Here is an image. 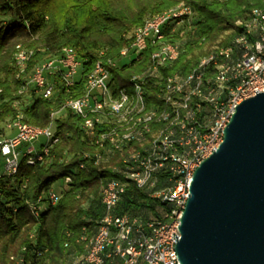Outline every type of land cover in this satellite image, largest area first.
Listing matches in <instances>:
<instances>
[{"label":"built area","instance_id":"1","mask_svg":"<svg viewBox=\"0 0 264 264\" xmlns=\"http://www.w3.org/2000/svg\"><path fill=\"white\" fill-rule=\"evenodd\" d=\"M192 13L189 5L179 2L147 17L116 57L107 56V48L99 50L83 74L74 49L62 47L34 64L19 86V94L32 87L43 98H56L60 91L64 98L44 126L24 122L21 114L5 123L8 133L0 136V154L7 175L17 171L22 144L27 164L47 155L58 142L56 119L67 111L80 119L95 148L83 156H95L96 164L101 156L127 152L120 171L124 180L110 178L102 184L103 215L92 228L80 229L75 243L82 251L74 250L68 264H180L175 245L191 176L222 142L223 129L237 105L264 92V8L252 9L245 21L237 22L242 29L228 44L213 48L187 72L161 74L180 53L178 42L167 34L188 22ZM145 53V66L131 72L126 84H117L115 73L141 63ZM32 54L30 47L15 46L17 78L27 71ZM148 85L155 88L153 94ZM40 140L43 145L37 150ZM125 180L169 205L165 219L116 213ZM48 198L54 204L58 195L51 189ZM29 206L37 215L36 203ZM11 258L15 264L23 262L21 254Z\"/></svg>","mask_w":264,"mask_h":264},{"label":"trees","instance_id":"2","mask_svg":"<svg viewBox=\"0 0 264 264\" xmlns=\"http://www.w3.org/2000/svg\"><path fill=\"white\" fill-rule=\"evenodd\" d=\"M179 2L189 5L194 17L190 24L167 34L170 41L178 42L180 53L161 69L163 76L187 72L213 48L228 44L242 29L237 22L245 21L252 9L264 8V0H0V136L7 135L4 125L17 114L26 123L46 125L50 112L64 98L61 91L56 98H43L32 87L18 93L34 64L67 46L76 52L83 74L99 50L107 48V56L116 57L147 17ZM17 44L33 49L21 78L16 77L13 66ZM147 57L145 53L141 63L116 72L117 84H126L127 76L140 71ZM148 89L153 94L155 88L148 85ZM56 133L58 142L33 164H27L22 154L26 144L19 146L21 156L13 175L4 172L0 154V264H15L12 254L22 255L21 264H68L74 250L82 251L75 243L80 229L92 228L103 215L102 184L110 178L123 179L120 171L127 152L101 156L96 164L95 156H83L84 152L94 153L95 148L76 115L70 111L61 114L56 119ZM42 145L43 140L37 142V150ZM80 162L85 163L83 169ZM125 183L116 213L144 220L165 219L169 205L151 198L130 180ZM51 189L58 195L54 204L48 198ZM30 203L39 207L37 215Z\"/></svg>","mask_w":264,"mask_h":264},{"label":"water","instance_id":"3","mask_svg":"<svg viewBox=\"0 0 264 264\" xmlns=\"http://www.w3.org/2000/svg\"><path fill=\"white\" fill-rule=\"evenodd\" d=\"M178 230L180 264H264V92L237 105L194 170Z\"/></svg>","mask_w":264,"mask_h":264},{"label":"rangeland","instance_id":"4","mask_svg":"<svg viewBox=\"0 0 264 264\" xmlns=\"http://www.w3.org/2000/svg\"><path fill=\"white\" fill-rule=\"evenodd\" d=\"M194 17V12L192 13L191 18L188 20V22H185L183 24H190L189 22H192V18ZM183 24H180L179 26H182ZM188 28V27H187ZM7 132V131H6ZM8 133V132H7ZM12 256H14L13 254L10 256V259L13 261V263H15V261L13 260V258H11Z\"/></svg>","mask_w":264,"mask_h":264}]
</instances>
